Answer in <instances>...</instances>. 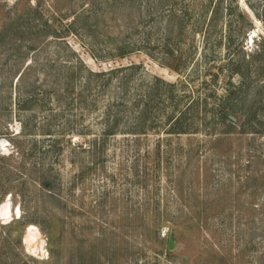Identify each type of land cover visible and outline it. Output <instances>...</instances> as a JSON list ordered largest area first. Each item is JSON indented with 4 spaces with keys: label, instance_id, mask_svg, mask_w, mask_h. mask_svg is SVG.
Here are the masks:
<instances>
[{
    "label": "rangeland",
    "instance_id": "374dc122",
    "mask_svg": "<svg viewBox=\"0 0 264 264\" xmlns=\"http://www.w3.org/2000/svg\"><path fill=\"white\" fill-rule=\"evenodd\" d=\"M209 2L0 0V264H264V0Z\"/></svg>",
    "mask_w": 264,
    "mask_h": 264
},
{
    "label": "trees",
    "instance_id": "16d2710c",
    "mask_svg": "<svg viewBox=\"0 0 264 264\" xmlns=\"http://www.w3.org/2000/svg\"><path fill=\"white\" fill-rule=\"evenodd\" d=\"M209 1L210 2L207 3V6L203 7V8H205V12L203 13V15L200 14L199 20L196 19V22H198V26H200L201 17L204 16V14H206V12L208 11V7H210V5H211L212 0H209ZM222 1L223 0H218L217 7L215 9H213V11H212V14H215L214 17L216 19L219 16V14H221L224 11V8L221 6ZM171 11H172V9H171ZM226 12H227V10H226ZM228 14H230V15L232 14L231 8H229ZM239 14L242 17L243 14L240 12H239ZM172 18H174V17L172 16ZM181 21H184V18L181 17L180 22ZM221 41H222V39L220 38L218 40V43H221ZM211 46L214 47V46H219V45H211ZM227 46H230V45H227ZM254 52H255L256 60H259V61L264 63V46L263 45L257 46V48L254 50ZM120 54L121 55H119V56H123L122 55L123 53H120ZM174 57L177 58L179 56H174ZM180 58H181V56H180ZM204 58L207 60V57H204ZM176 63H177V65L175 66L174 70H177V68L180 66V65H178L179 62H176ZM245 63H246V59L242 58L241 62L231 63L230 66L228 67V70L230 71V73L228 75L235 74V75L240 76V78H242V80H243L242 85H245V83L247 84V82H246L247 81V74L246 73L248 70H250L248 65ZM179 64H182V63H179ZM127 69H130L129 71H131V75H133L134 72L138 71L139 66L131 64L128 66L114 67L112 69H109L108 71H95V72L89 71V73H90L91 78L95 79V81L99 80V84L103 81L102 80L103 78H107V80H106V84H107L113 77L117 76L118 72H122V70L125 71ZM72 78H73V76H72ZM121 79L125 84H126V82L128 83V81L130 80L129 78H127L126 75H122ZM151 83H153V84L147 86L145 99H144V92L139 99H136V102L138 104L137 105V111H138L139 116L144 117V114L147 113V109L150 108V103L152 101H155L157 104V102L159 101L158 97H160L162 95H164V98H166V101L170 100V104L173 106V108L178 107V105H176V104H177V101H179V100H177L175 97L176 95H174V93L175 94L177 93V89H178L177 88L178 85L176 83H169V82L163 81L161 78H158V77H154L153 81ZM228 83L232 84L231 81ZM101 85H104V84H101ZM240 88H241V86H238V88L234 87V89H236V90H239ZM226 91L229 93V89H226ZM87 97H88V95L84 96V99H83L84 102H87V100H88ZM187 108L188 107L186 106L185 109H187ZM106 115H107L106 121L108 124L107 130L109 133L110 132L109 129L113 128V126H114L113 122L115 121V118L110 120L109 109L106 112ZM223 117H226L225 114H223ZM226 119H230V118H226ZM187 120H188V118H186V111H182V112L180 111L178 113V116L175 118L174 125L170 129L172 131V133H186V132H188L186 130V128L188 125L191 124V122L187 121ZM134 130L137 131L136 128H134Z\"/></svg>",
    "mask_w": 264,
    "mask_h": 264
},
{
    "label": "bare ground",
    "instance_id": "6f19581e",
    "mask_svg": "<svg viewBox=\"0 0 264 264\" xmlns=\"http://www.w3.org/2000/svg\"><path fill=\"white\" fill-rule=\"evenodd\" d=\"M6 201H7V200H6ZM6 201H4V202L0 205V218H1V219H5V218H7L6 215H8L7 207L9 208V205H7ZM13 211H14V209H13ZM17 213L19 214V211H18V210H17ZM13 215H15V214H13ZM16 216H17V215H16ZM26 233H27L26 238H27L28 240H30L31 238L35 237V233H36V232H35V228H34V226L29 225V226L27 227Z\"/></svg>",
    "mask_w": 264,
    "mask_h": 264
},
{
    "label": "water",
    "instance_id": "95a60500",
    "mask_svg": "<svg viewBox=\"0 0 264 264\" xmlns=\"http://www.w3.org/2000/svg\"><path fill=\"white\" fill-rule=\"evenodd\" d=\"M170 247H172V242L170 241Z\"/></svg>",
    "mask_w": 264,
    "mask_h": 264
}]
</instances>
